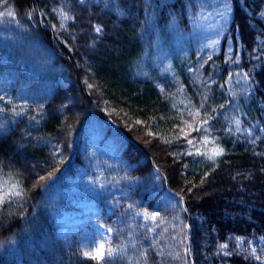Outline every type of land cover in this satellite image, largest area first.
I'll return each mask as SVG.
<instances>
[{
    "label": "trees",
    "instance_id": "1",
    "mask_svg": "<svg viewBox=\"0 0 264 264\" xmlns=\"http://www.w3.org/2000/svg\"><path fill=\"white\" fill-rule=\"evenodd\" d=\"M209 1L0 0V195L24 192L0 204V264H97L57 235L53 213L83 201L111 229L110 264H261L264 0H226L218 51L176 50ZM205 137L215 162L194 152Z\"/></svg>",
    "mask_w": 264,
    "mask_h": 264
},
{
    "label": "rangeland",
    "instance_id": "2",
    "mask_svg": "<svg viewBox=\"0 0 264 264\" xmlns=\"http://www.w3.org/2000/svg\"><path fill=\"white\" fill-rule=\"evenodd\" d=\"M209 2L211 6H209L206 11L200 13L201 16L193 25V32L189 35L182 36L181 38L179 37V39H174L173 46L176 50L181 51V47L185 52H188L190 50L189 45L192 42L197 46L199 51L204 49H209L211 51L219 50L221 35L228 28L232 13L226 0H210ZM13 27L14 29H18L17 25H14ZM12 29L13 28L8 25H4L3 28L0 26V30H4L2 38L3 42H6L4 40L5 38L7 40L8 37H10L9 34ZM13 44V48H16L18 45L16 41H14ZM163 45H165V43L159 45L153 64L158 66L159 71L169 74L173 62L171 61L173 51L169 50L170 45L165 48L162 47ZM184 50H182L183 53ZM19 60L22 61L21 58ZM249 129L250 127L245 129L248 135H250ZM214 146V140L207 139L204 146H195L194 152H207L211 154ZM58 183L59 182H55V184ZM1 190H3L2 187H0V191ZM98 205V202L83 201L78 204L72 203L71 206H74L72 208H67L66 206L61 205L53 213L58 225L57 235L61 239H69L70 241L76 237V242L81 249V253L90 249L94 243L100 242L102 236L105 238L106 249L108 243L113 237L111 232L107 231L108 228L98 222ZM109 211L110 213H113L112 210ZM137 217L146 221L143 214L138 215ZM151 220L152 219H148L147 222H150ZM250 246L252 250H255V255L258 257V261L261 262V264H264V237L253 241Z\"/></svg>",
    "mask_w": 264,
    "mask_h": 264
},
{
    "label": "snow or ice",
    "instance_id": "3",
    "mask_svg": "<svg viewBox=\"0 0 264 264\" xmlns=\"http://www.w3.org/2000/svg\"><path fill=\"white\" fill-rule=\"evenodd\" d=\"M8 2V0H4V3L6 4ZM81 2H83V0H81ZM0 15H8V16H13L14 13L9 10L7 13H0ZM58 15L60 17V28L63 29L65 27L64 21H67L68 19H70V17L68 16V14L63 10L60 9L58 10ZM97 32H100L101 29L99 27L96 28ZM0 99H3L2 97H0ZM196 116H199L200 113L199 111H197L195 113ZM137 123H140L139 121H137ZM204 123H207V119L204 120ZM236 126L237 129H239L240 126V122L237 121L236 122ZM189 127H191V125H189ZM198 130V129H197ZM208 130L205 129V132H207ZM151 135V133H149ZM205 140H207V137H205ZM167 143H170L171 141H165ZM189 143H192L191 140L188 141ZM224 153V149L222 147H220L219 145H215L211 151V154L205 152L203 153V155L206 156V158L212 160L213 162H215V159L219 156H221ZM191 154V153H189ZM200 154V153H197ZM44 179V178H42ZM11 189L13 190H5L3 192L2 195H0V204H3L5 202L7 203H11L12 198L14 199H23L24 197V192L22 187L19 185V182H16L14 184H12ZM6 198H8L6 200ZM137 215H140V213H137ZM158 213H149L147 211H145L143 213L144 219L147 221L148 219H152L153 221L156 220ZM107 231H111V229H108ZM238 242H242L239 240L238 238ZM228 244H221L220 248L221 250L227 249ZM116 250L108 247L107 249H105V238L102 236L101 237V241L94 243L92 245V247L88 250H85L82 252V255L86 258V259H91V260H95L97 262V264H100V261H104V264H110L114 254H115ZM229 253L225 252V255H228ZM253 254H255V250H253ZM258 258V257H257Z\"/></svg>",
    "mask_w": 264,
    "mask_h": 264
}]
</instances>
